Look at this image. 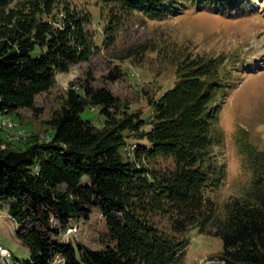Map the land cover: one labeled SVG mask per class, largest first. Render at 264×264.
<instances>
[{
	"label": "trees",
	"instance_id": "trees-1",
	"mask_svg": "<svg viewBox=\"0 0 264 264\" xmlns=\"http://www.w3.org/2000/svg\"><path fill=\"white\" fill-rule=\"evenodd\" d=\"M9 1L0 0V9ZM98 1L108 9L109 45L137 12L160 20L179 4L204 2ZM66 9L58 26L44 20L35 26L27 13L17 20L12 41L0 49V112L40 110L36 97L53 86L55 75L98 49L86 26L91 15ZM136 53L129 50L122 58ZM171 55H176L178 79L159 98L149 100L150 118L141 111L129 112L109 88L87 79L70 87L51 121L54 134L49 142L25 150L0 147V209L8 205L9 216L18 224L17 238L29 250L28 258L15 256L16 264H177L192 228L222 239L217 258L224 264H264V151L250 145L244 149L252 180L243 195L222 206L210 195L226 176L225 167L217 173L209 162L217 158L212 157L213 133L226 57ZM121 76L117 67L108 78ZM90 106L100 107L104 125L83 117ZM130 138L136 142L128 151L134 160L122 153ZM160 158H171L174 167L152 168L150 162ZM95 210L106 219L105 246L93 249L60 239L71 221L88 220ZM163 218L169 223L162 225Z\"/></svg>",
	"mask_w": 264,
	"mask_h": 264
},
{
	"label": "rangeland",
	"instance_id": "rangeland-1",
	"mask_svg": "<svg viewBox=\"0 0 264 264\" xmlns=\"http://www.w3.org/2000/svg\"><path fill=\"white\" fill-rule=\"evenodd\" d=\"M67 6L91 15L86 26L94 33L98 49L87 60L71 64L67 71L55 75L53 86L36 97L40 110L0 112V147L25 150L36 142H49L54 134L51 121L65 103L72 84L90 79L96 87L109 88L129 112L141 111L144 118H150L149 100L159 98L178 79L176 55L172 56V52L224 55L221 73L225 87L217 96L220 112L213 133L212 157L217 158L209 162L217 173L225 167L226 176L210 195L221 206L227 199L243 195L252 180L244 149L250 145L264 151V0H232L227 5L210 0L179 4V9L160 20L137 12L120 26L116 41L110 45L105 42L108 9L98 0H11L0 9V49L12 41V29L24 13L34 17L35 26L42 20L58 26ZM143 47L146 50L140 53ZM129 50H136V55L122 58ZM117 67L122 69L121 78L110 80L109 74ZM100 112V107L90 106L82 115L95 125H104L105 117ZM143 128L148 130L150 125ZM135 143L130 138L122 148L124 158L135 159V155H128ZM150 166L164 170L173 168L174 162L160 158ZM168 223L167 218L161 221L162 225ZM17 229L6 205L0 209V264H16V257L29 256V250L17 238ZM188 236L190 243L177 264H224L217 258L223 250L221 238L197 228L189 229L185 237ZM60 239L100 249L108 239L106 219L95 210L88 220L71 221ZM2 249L6 250L5 256Z\"/></svg>",
	"mask_w": 264,
	"mask_h": 264
},
{
	"label": "built area",
	"instance_id": "built-area-1",
	"mask_svg": "<svg viewBox=\"0 0 264 264\" xmlns=\"http://www.w3.org/2000/svg\"><path fill=\"white\" fill-rule=\"evenodd\" d=\"M2 251H3V255L5 256V251H6V250H3V249H2Z\"/></svg>",
	"mask_w": 264,
	"mask_h": 264
}]
</instances>
